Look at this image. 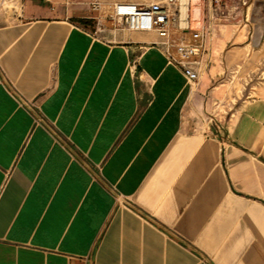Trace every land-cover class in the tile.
I'll use <instances>...</instances> for the list:
<instances>
[{
	"label": "crops",
	"instance_id": "obj_1",
	"mask_svg": "<svg viewBox=\"0 0 264 264\" xmlns=\"http://www.w3.org/2000/svg\"><path fill=\"white\" fill-rule=\"evenodd\" d=\"M118 1H0V264H264V0L195 86Z\"/></svg>",
	"mask_w": 264,
	"mask_h": 264
},
{
	"label": "built area",
	"instance_id": "obj_2",
	"mask_svg": "<svg viewBox=\"0 0 264 264\" xmlns=\"http://www.w3.org/2000/svg\"><path fill=\"white\" fill-rule=\"evenodd\" d=\"M252 0H128L112 4L114 28L153 32L159 37L151 44L177 68L190 86H195L207 64V55L219 24L249 22L246 8ZM97 10L99 3L92 4ZM259 82L264 81L261 76ZM257 81V82H258Z\"/></svg>",
	"mask_w": 264,
	"mask_h": 264
},
{
	"label": "rangeland",
	"instance_id": "obj_3",
	"mask_svg": "<svg viewBox=\"0 0 264 264\" xmlns=\"http://www.w3.org/2000/svg\"><path fill=\"white\" fill-rule=\"evenodd\" d=\"M0 1L5 2V1H11V0H0ZM248 76L250 79H252L254 81L261 80L262 79L261 76H264V61L253 72H251Z\"/></svg>",
	"mask_w": 264,
	"mask_h": 264
}]
</instances>
